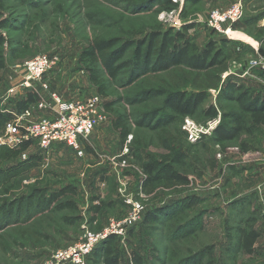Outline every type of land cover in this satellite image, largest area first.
<instances>
[{"label":"rangeland","instance_id":"rangeland-1","mask_svg":"<svg viewBox=\"0 0 264 264\" xmlns=\"http://www.w3.org/2000/svg\"><path fill=\"white\" fill-rule=\"evenodd\" d=\"M235 4H240L242 17L226 35L208 28L210 11H226ZM168 30L184 32L197 52L216 41L227 64L221 79L229 77L251 94L264 93V74L258 72L264 69L251 67L252 61L264 59V0H0L5 63L0 69V109H10L26 92L36 94L20 83L23 64L37 55L51 56L54 66L43 76L48 89L36 85L39 95L27 118L32 121L51 116V109L38 107L40 101L53 105L50 93L65 100L96 94L78 61L95 37L138 40L143 33ZM131 49L123 59L131 57ZM180 69L137 78L130 67L123 69L109 82L102 100L114 102L112 110L102 108L105 119L83 144L82 155L57 144L47 150L32 141L26 148L0 145V264H43L87 233H102L135 215L136 223L110 243L118 264H134L132 252L142 264H264V111L246 114L245 130L233 140L218 143L212 133L191 141L184 127L207 128L214 120L216 126L232 125L228 115L241 111L239 102L208 89L193 116H176L166 128L176 140L164 143L182 152L175 167L190 183L149 195L137 186L143 175L140 164L167 163L172 152L158 139L159 130L132 124V146L123 145L111 126L123 111L133 123L152 112L161 119L170 113L163 104L167 93L197 91L191 82L180 85L183 71H188ZM148 90L164 94L145 98ZM126 99L140 101L129 104ZM209 106L218 109L213 119L202 113ZM5 126L0 124V137ZM124 148L126 163L119 165L112 159ZM52 193L60 194L62 209L55 203L42 206V198ZM132 205L142 209L138 213ZM156 209L166 212L158 222L145 221V214ZM203 250L199 260L196 255ZM86 264H105L104 256L88 257Z\"/></svg>","mask_w":264,"mask_h":264},{"label":"trees","instance_id":"trees-1","mask_svg":"<svg viewBox=\"0 0 264 264\" xmlns=\"http://www.w3.org/2000/svg\"><path fill=\"white\" fill-rule=\"evenodd\" d=\"M247 23L250 22L246 20ZM182 40V43H178ZM216 41H210L207 46L200 52H197L193 45L185 37V33L171 31H152L143 33L138 40H120L119 38H103L95 37L88 45L82 48L78 61L83 64L88 76V82L95 88L96 94L103 98L108 96L109 82L116 79L120 72L130 67L132 69V77L146 75L149 73L164 72L168 74L173 67L186 68L188 71H183L181 75L182 81L180 85H186L191 82L197 91L188 93L185 90H174L167 93L164 97L163 104L170 111L169 114L157 120V115L153 112L144 114L134 123L130 116L125 111L118 113L111 120V126L118 133L120 142L123 145L136 146L133 139H128L131 136V126L135 124L137 127H145L151 130H159L158 139L172 152V159L167 163L156 161H147L140 164L142 177L137 182L140 192L149 195L158 188L171 189L176 186L188 185L189 179L186 174L178 171L175 165L181 163L183 154L164 142L170 140L175 142V137L166 130L176 116H193L198 110L200 104L207 97L208 89H218V94H224L227 98H231L239 102L240 112L229 114V123L232 125L218 124L213 130V139L218 143L233 140L245 130L244 117L246 114L264 111V93L257 92L251 94V90L237 84L229 77L225 80L221 79V74L227 70L225 63V54L222 49L215 48ZM222 42H226L224 38ZM3 39L0 40V69L4 67V58L1 51ZM264 44V40L262 42ZM131 49V57L123 59L124 54ZM182 69H180L181 71ZM179 71V73H180ZM259 74H264V70L258 71ZM190 76H189V75ZM189 78V80H187ZM237 92L236 95H233ZM263 93V94H262ZM164 94V91L148 90L142 95L145 98H152L157 95ZM37 101V95L33 92H26L25 96L17 100L12 108L17 112H22L30 108ZM127 103L135 104L140 99H126ZM114 102L107 101L102 103V108L107 111L112 110ZM10 111V110H8ZM8 111L0 109V124H5L11 118ZM204 116L208 119H213L218 115V109L215 106H209L202 110ZM132 137V136H131ZM86 143V142H84ZM29 142H23L19 147L26 148ZM134 155L139 158L138 151ZM134 153V151L132 152ZM127 159V154L122 155L119 160ZM103 179V176H101ZM60 194L52 193L48 197L42 198V206L49 207L51 204H56V209H62L63 203L59 202ZM70 204V203H68ZM100 209V207L98 208ZM166 210V209H165ZM156 209L145 214V221L158 222L160 216L166 211ZM191 231V230H189ZM110 236L103 242H100L88 256L96 259L104 256L105 264H118V253L112 255V247L110 245L113 238ZM107 243V245H105ZM102 252V253H101ZM205 253V250L199 252L196 256L200 260ZM134 264H142L141 258L137 253L132 252ZM192 260V258L190 259ZM195 264V263H194Z\"/></svg>","mask_w":264,"mask_h":264},{"label":"built area","instance_id":"built-area-1","mask_svg":"<svg viewBox=\"0 0 264 264\" xmlns=\"http://www.w3.org/2000/svg\"><path fill=\"white\" fill-rule=\"evenodd\" d=\"M242 17L240 4L234 5L226 11L218 9L209 13L208 28L211 30L227 34L231 29V24ZM228 22L227 27L222 23ZM260 65V66H259ZM54 66V59L46 54L37 55L23 64V76L20 86L30 88L38 94L37 83L42 89H48L43 83V76ZM259 66L264 69V59L252 61L251 67ZM9 93H14V88L9 89ZM39 95V94H38ZM53 105L40 101L39 108L51 109L50 117L41 118L37 121L27 120L31 116L30 108L22 112H10L11 119L6 121V133L0 137V145L8 147H19L23 142H35L41 150L49 149L55 143H62L72 149L78 155H82L83 142L89 139L94 129L100 125L105 116L102 110V98L97 94L77 99L65 100L56 93H50ZM26 119V122H24ZM217 122L210 121L208 127H196L194 125L184 127L187 137L195 141L204 135L212 134ZM131 136H128L130 139ZM118 159L112 160L119 165H125L126 160L119 158L126 154L124 148ZM125 151V152H124ZM133 206V205H132ZM134 211L140 212L142 207L134 205ZM133 211V212H134ZM138 215L127 216L122 221L113 223L111 227L102 233H87L80 242L66 249H61L51 255L48 261L43 264H86L88 256L94 248L108 237L121 236L126 229L133 226Z\"/></svg>","mask_w":264,"mask_h":264},{"label":"crops","instance_id":"crops-1","mask_svg":"<svg viewBox=\"0 0 264 264\" xmlns=\"http://www.w3.org/2000/svg\"><path fill=\"white\" fill-rule=\"evenodd\" d=\"M251 46H252V48H253L254 50H257V48H258V47H257V44H252ZM47 73H48V72H47ZM47 73H46V74H47ZM46 74H45V75H46ZM25 94H26V93H24V95H22L21 97H19L17 100L22 99V98L25 96ZM17 100H16V101H17ZM8 110H10V111H8ZM4 111H8V112L10 113V112H13V111H15V110H14V108L10 107V109L4 110ZM84 142L87 143V141H84ZM84 142H83V144H84ZM88 142H89V141H88ZM56 144H57V146H60V145L62 146V145H64V144H62V143H55L54 145H56ZM64 146H66V145H64ZM66 148L70 149V148L67 147V146H66ZM70 150L73 151L72 149H70ZM90 258L93 259L92 255L90 256Z\"/></svg>","mask_w":264,"mask_h":264}]
</instances>
